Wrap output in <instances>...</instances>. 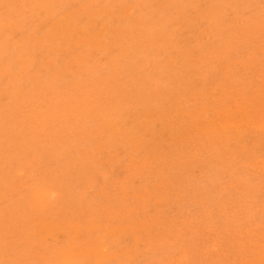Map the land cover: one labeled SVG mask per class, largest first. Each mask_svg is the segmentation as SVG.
I'll use <instances>...</instances> for the list:
<instances>
[{"label":"rangeland","instance_id":"rangeland-1","mask_svg":"<svg viewBox=\"0 0 264 264\" xmlns=\"http://www.w3.org/2000/svg\"><path fill=\"white\" fill-rule=\"evenodd\" d=\"M263 64L264 0H0V264H264Z\"/></svg>","mask_w":264,"mask_h":264},{"label":"bare ground","instance_id":"bare-ground-1","mask_svg":"<svg viewBox=\"0 0 264 264\" xmlns=\"http://www.w3.org/2000/svg\"><path fill=\"white\" fill-rule=\"evenodd\" d=\"M252 2H253V0H252ZM134 3V2H133ZM135 4V3H134ZM254 4V3H253ZM257 4V3H256ZM96 5V4H95ZM127 6V5H126ZM255 6V5H254ZM82 7V6H81ZM207 8V7H206ZM75 9V8H74ZM129 9V8H128ZM88 10V9H87ZM101 10V9H100ZM210 11V10H209ZM203 12V11H202ZM86 13H87V11H86ZM129 13V12H128ZM206 13V12H205ZM194 14V13H193ZM195 16V15H194ZM177 17V16H176ZM235 19V18H234ZM59 21V20H58ZM177 22V21H176ZM53 23V22H52ZM160 25H162V24H160ZM195 25H197V23H195ZM197 30V29H196ZM7 31V30H6ZM114 31V30H113ZM216 32V31H215ZM97 33V32H96ZM209 34V33H208ZM45 35V34H44ZM205 35V34H204ZM2 39V38H1ZM84 39V38H83ZM109 39V38H108ZM204 39H206V38H204ZM203 42V41H202ZM245 42V41H244ZM95 43V42H94ZM97 43V42H96ZM71 44V43H70ZM73 44V43H72ZM202 44V43H201ZM238 48V47H237ZM61 49H63V48H61ZM86 49V48H85ZM127 49V48H126ZM247 49V48H246ZM117 50V49H116ZM146 50V49H145ZM226 50V49H225ZM53 51H55V50H53ZM159 51V50H158ZM9 53V52H8ZM95 53V52H94ZM112 53V52H111ZM116 54H118V53H116ZM52 55H54V54H52ZM71 55V54H70ZM79 55V54H78ZM88 55V54H87ZM122 55V54H121ZM120 55V56H121ZM129 55V54H128ZM228 55V54H227ZM72 56V55H71ZM115 56V55H114ZM161 56V55H160ZM229 56V55H228ZM116 57V56H115ZM217 57V56H216ZM121 58V57H120ZM246 58V57H245ZM171 59V58H170ZM212 59V58H211ZM253 59V58H252ZM85 60V59H84ZM75 61V60H74ZM201 61V60H200ZM221 61V60H220ZM247 61V60H246ZM198 62V61H197ZM196 62V63H197ZM263 62V61H262ZM49 63V62H48ZM123 63V62H122ZM247 63V62H246ZM258 63V62H257ZM66 64V63H65ZM157 64V63H156ZM245 64V63H244ZM262 64V63H261ZM122 65V64H121ZM233 65H234V63H233ZM232 65V66H233ZM264 65V64H263ZM120 66V65H119ZM149 66V65H148ZM188 66V65H187ZM257 66V65H256ZM87 67V66H86ZM155 67V66H154ZM258 67V66H257ZM260 67V66H259ZM56 68V67H55ZM128 68V67H127ZM218 68V67H217ZM216 68V69H217ZM162 69V68H161ZM157 70H158V68H157ZM170 70V69H169ZM183 70V69H182ZM83 71V70H82ZM116 72H117V70H115ZM230 71V70H229ZM235 71V70H234ZM94 72V71H93ZM157 72V71H156ZM179 72V71H178ZM188 72V71H187ZM213 72V71H212ZM52 73V72H51ZM114 73V72H113ZM112 73V74H113ZM136 73V72H135ZM209 73V72H208ZM111 74V75H112ZM142 74V73H141ZM229 74V73H228ZM251 74V73H250ZM102 75V74H101ZM248 75V74H247ZM144 76V75H143ZM202 76H204V75H202ZM229 76V75H228ZM249 76V75H248ZM183 77V76H182ZM79 78V77H78ZM84 78V77H83ZM103 78V77H102ZM139 78V77H138ZM201 78V77H200ZM230 78V77H229ZM115 79V78H114ZM208 79V78H207ZM260 79V78H259ZM100 80V79H99ZM105 80V79H104ZM108 81H109V79H107ZM229 81H230V79H228ZM127 81V80H126ZM173 81V80H172ZM203 81V80H202ZM129 82V81H128ZM240 82V81H239ZM63 83V82H62ZM117 83V82H116ZM130 83V82H129ZM250 83V82H249ZM124 84V83H123ZM225 84V83H224ZM229 85V84H228ZM82 86V85H81ZM152 86H153V84H152ZM154 86H155V84H154ZM156 86H157V84H156ZM234 86V85H233ZM189 89V88H188ZM62 90V89H61ZM79 90V89H78ZM99 91L101 92V90L99 89ZM214 91V90H213ZM102 92H103V87H102ZM101 92V93H102ZM111 92V91H110ZM198 93V92H197ZM84 94V93H83ZM96 94V93H95ZM116 95V94H115ZM153 95V94H152ZM219 95V94H218ZM99 96H101L102 97V95L100 94ZM108 96V95H107ZM171 96V95H170ZM43 97V96H42ZM67 97V96H66ZM194 97V96H193ZM54 98H55V96H54ZM58 98V97H57ZM87 98V97H86ZM115 98V97H114ZM203 98V97H202ZM229 98V97H228ZM94 99V98H93ZM196 99V98H195ZM199 100H200V98H198ZM197 99V100H198ZM230 99V98H229ZM45 100H47V98L45 99ZM113 100V99H112ZM85 101V100H84ZM94 101V100H93ZM95 101H96V99H95ZM94 101V104H96V102ZM103 101V100H102ZM225 101V100H224ZM72 102H73V100H72ZM98 102V101H97ZM127 102V101H126ZM129 102V101H128ZM182 102V101H181ZM198 102H200V101H197V103ZM208 102V101H207ZM175 103V102H174ZM177 103V102H176ZM101 104V103H100ZM108 104V103H107ZM119 104V103H118ZM184 104V103H183ZM46 105V104H45ZM83 105V104H82ZM113 105V104H112ZM195 105V104H194ZM208 105H210V104H208ZM207 105V106H208ZM70 106V105H69ZM84 106V105H83ZM97 106V105H96ZM95 106V107H96ZM111 106V105H110ZM196 106V105H195ZM17 107V106H16ZM15 107V108H16ZM128 107V106H127ZM173 107V106H172ZM80 108H82V106L80 107ZM91 108V107H90ZM108 108H110V107H108ZM141 108V107H140ZM168 108V107H167ZM207 108V107H206ZM12 109V108H11ZM63 109H65V108H63ZM95 109V108H94ZM128 109V108H127ZM184 109V108H183ZM85 110V109H84ZM170 110V109H169ZM193 110V109H192ZM206 110V109H205ZM228 110H229V108H228ZM54 111V110H53ZM71 111V110H70ZM110 111V110H109ZM184 111H185V109H184ZM208 111V110H207ZM143 112V111H142ZM150 112V111H149ZM183 112V111H182ZM192 112V111H191ZM194 112V111H193ZM205 112V111H204ZM212 112V111H211ZM79 113V112H78ZM85 113V112H84ZM89 113V112H88ZM109 113V112H108ZM179 113V112H178ZM206 113V112H205ZM213 113V112H212ZM41 114V113H40ZM150 114V113H149ZM148 114V115H149ZM151 114H153L152 112H151ZM31 115V114H30ZM144 115V114H143ZM179 115V114H178ZM76 116V115H75ZM84 116V115H83ZM91 116V115H90ZM209 116V115H208ZM62 117V116H61ZM109 117V116H108ZM147 117V116H146ZM152 117H154V116H152ZM212 117V116H211ZM210 117V118H211ZM79 118V117H78ZM81 118V117H80ZM157 118V117H156ZM178 118V117H177ZM176 118V119H177ZM195 118V117H194ZM11 119V118H10ZM31 119V118H30ZM70 119V118H69ZM112 119V118H111ZM154 119V118H153ZM208 119V118H207ZM91 120V119H90ZM159 120V119H158ZM58 121V120H57ZM97 121V120H96ZM232 122V121H231ZM82 123V122H81ZM175 123V122H174ZM92 124V123H91ZM105 124H107V123H105ZM234 124V123H233ZM58 125H60V124H58ZM170 125V124H169ZM193 125V124H192ZM242 125V124H241ZM196 126V125H195ZM179 127V126H178ZM229 127H230V125H229ZM65 128V127H64ZM103 128V127H102ZM147 128H149V127H147ZM87 130V129H86ZM158 130V129H157ZM167 130V129H166ZM237 130V129H236ZM81 131V130H80ZM102 131V130H101ZM114 131V130H113ZM123 131V130H122ZM149 131V130H148ZM3 132V131H2ZM95 132V131H94ZM177 133V132H176ZM113 134V133H112ZM174 134V133H173ZM196 134V133H195ZM114 135V134H113ZM159 135V134H158ZM165 135V134H164ZM192 135V134H191ZM163 136V135H162ZM121 138V137H120ZM79 139V138H78ZM177 140V139H176ZM69 141V140H68ZM101 141V140H100ZM171 141V140H170ZM215 141V140H214ZM238 141V140H237ZM102 142V141H101ZM141 142V141H140ZM168 142V141H167ZM174 142V141H173ZM188 142V141H187ZM160 143V142H159ZM192 143V142H191ZM164 144V143H163ZM174 144V143H173ZM76 145V144H75ZM103 145H105V144H103ZM85 146V145H84ZM93 146V145H92ZM96 146V145H95ZM187 146V145H186ZM113 147V146H112ZM87 148V147H86ZM89 148V147H88ZM84 149H85V147H84ZM93 149V148H92ZM110 149V148H109ZM88 150V149H87ZM91 150V149H90ZM183 150V149H182ZM255 151V150H254ZM101 152H104V151H101ZM157 152H159V151H157ZM34 154V153H33ZM155 154V153H154ZM157 154V153H156ZM162 154V153H161ZM169 154V153H168ZM83 155V154H82ZM88 155V154H87ZM93 155V154H92ZM167 155V154H166ZM158 156V155H157ZM160 156V155H159ZM174 156V155H173ZM32 157V156H31ZM35 157V156H34ZM85 158V157H84ZM135 158V157H134ZM146 158V157H145ZM166 158V157H165ZM171 158V157H170ZM144 159V158H143ZM59 160V159H58ZM115 161H116V159H115ZM161 161V160H160ZM194 161V160H193ZM187 162V161H186ZM192 162V161H191ZM114 163V162H113ZM185 163V162H184ZM213 165V164H212ZM181 167V166H180ZM204 168V167H203ZM92 170H93V168H92ZM96 170V169H95ZM194 170V169H193ZM217 170V169H216ZM30 171H32V170H30ZM171 171V170H170ZM23 172V171H22ZM29 172V171H28ZM24 173V172H23ZM103 173H104V171H103ZM163 173V172H162ZM172 174V173H171ZM23 175V174H22ZM28 175V174H27ZM166 175V174H165ZM187 175V174H186ZM50 176V175H49ZM49 176H48V179H49ZM174 176V175H173ZM184 179V178H183ZM171 180V179H170ZM178 180V179H177ZM215 180V179H214ZM179 182V181H178ZM198 183V182H197ZM26 184V183H25ZM185 184V183H184ZM92 185V184H91ZM93 186H94V184H93ZM176 186V185H175ZM26 187H27V185H26ZM91 187V186H90ZM178 187H180V186H178ZM22 189H24V188H22ZM91 190V189H90ZM192 190V189H191ZM9 192V191H8ZM13 192V191H12ZM18 192V191H17ZM54 192V191H53ZM12 194V193H11ZM31 195V194H30ZM40 196V195H39ZM49 197V196H48ZM191 197V196H190ZM202 197H203V195H202ZM53 199V198H52ZM9 200V199H8ZM54 200V199H53ZM3 201V200H2ZM1 201V202H2ZM5 201V200H4ZM95 202V201H94ZM29 203V202H28ZM34 203V202H33ZM96 203H98V202H96ZM38 204V203H37ZM41 204H43V203H41ZM30 205H33V204H30ZM54 205V204H53ZM35 206V205H34ZM95 209H97V208H95ZM53 210V209H52ZM94 210V209H93ZM32 211V210H31ZM63 211V210H62ZM78 211V210H77ZM95 212V211H94ZM10 213V212H9ZM8 213V214H9ZM72 213V212H71ZM7 215V214H6ZM18 215V214H17ZM32 215V214H31ZM42 215V214H41ZM29 216V215H28ZM54 216H55V214H54ZM42 217V216H41ZM44 217V216H43ZM27 218V217H26ZM38 218H40V216L38 217ZM70 218V217H69ZM68 218V219H69ZM4 219V218H3ZM7 219V218H6ZM36 219V218H35ZM48 219V218H47ZM8 220V219H7ZM7 220H6V222H7ZM63 220V219H62ZM15 224V223H14ZM10 225V224H9ZM11 226V225H10ZM21 226V225H20ZM17 227L19 228V226L17 225ZM2 228V227H1ZM2 230V229H1ZM15 232V231H14ZM12 234V233H11ZM10 234V235H11ZM15 236V235H14ZM85 241V240H84ZM2 243V242H1ZM88 243V242H87ZM10 244V243H9ZM4 245H6V244H4ZM12 246V245H11ZM24 247V246H23ZM0 248L2 249V247L0 246ZM11 248V247H10ZM29 248V247H28ZM105 248V247H104ZM3 249H4V247H3ZM9 250V249H8ZM7 250V251H8ZM20 250V249H19ZM22 250V249H21ZM14 252V251H13ZM20 252V251H19ZM11 253V252H10ZM26 253V252H25ZM12 254V253H11ZM16 254V253H15ZM22 254V253H21ZM9 256V255H8ZM12 256H14V255H12ZM10 257V256H9ZM20 258V257H19ZM25 259V258H24ZM20 260V259H19ZM18 261V260H17ZM16 262V261H15ZM24 262V261H23ZM33 262V261H32ZM11 264V263H10ZM15 264H17V263H15Z\"/></svg>","mask_w":264,"mask_h":264}]
</instances>
